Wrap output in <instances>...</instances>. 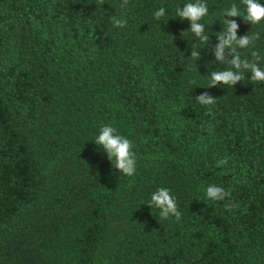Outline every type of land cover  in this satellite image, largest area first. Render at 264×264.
<instances>
[{
    "label": "trees",
    "instance_id": "trees-1",
    "mask_svg": "<svg viewBox=\"0 0 264 264\" xmlns=\"http://www.w3.org/2000/svg\"><path fill=\"white\" fill-rule=\"evenodd\" d=\"M195 2L0 0V264H264V82L207 88L229 67L225 19L264 69V19L204 0L201 42L176 16ZM104 125L132 141L133 176L95 144ZM213 184L230 196L208 200ZM159 188L180 220L148 206Z\"/></svg>",
    "mask_w": 264,
    "mask_h": 264
},
{
    "label": "clouds",
    "instance_id": "clouds-1",
    "mask_svg": "<svg viewBox=\"0 0 264 264\" xmlns=\"http://www.w3.org/2000/svg\"><path fill=\"white\" fill-rule=\"evenodd\" d=\"M128 0H124L121 7L126 6ZM245 5V15L243 19L251 24H258L264 19V5L258 0H241ZM208 14V7L204 0H196L195 3H186L182 8H176V16L180 20H188L190 23L191 31L201 42H206L209 37L204 34V25L200 21ZM154 18L160 20L166 15V9L160 7L154 12ZM225 17H241V11L236 4H232L224 12ZM114 26L124 27L125 20L112 17ZM226 28L222 30L219 38V44L216 45L215 60L220 63H227L229 67L224 70L212 71L209 74L208 87H217L220 84L235 86L238 82L244 79V72L251 73V81L264 82V69L255 61L241 59L240 52L237 49L247 48L255 36L243 35L238 37L236 32L238 25L235 20L225 19ZM228 51L232 54L231 59H225V52ZM252 55L256 57V61L260 59L257 53L253 52ZM191 57L199 59L200 52L192 51ZM196 101L202 105H212L215 103V97L210 96L207 92L196 97ZM97 146H101L103 151L108 155V158L113 161V167L125 176L131 177L136 173V155L133 149V143L127 137L117 133V129L111 125H104L100 128L99 134L94 140ZM227 158L219 160L217 167L227 164ZM230 196V192L226 191L223 187L215 184L209 185L206 188V198L211 201H222ZM148 206L155 207L159 210V216L167 219L175 217L180 220L181 212L178 210L175 198L170 194L167 188H159L152 195ZM226 208L230 207L225 205Z\"/></svg>",
    "mask_w": 264,
    "mask_h": 264
}]
</instances>
